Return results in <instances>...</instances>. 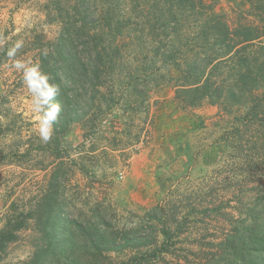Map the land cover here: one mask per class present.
I'll return each instance as SVG.
<instances>
[{
  "label": "rangeland",
  "instance_id": "374dc122",
  "mask_svg": "<svg viewBox=\"0 0 264 264\" xmlns=\"http://www.w3.org/2000/svg\"><path fill=\"white\" fill-rule=\"evenodd\" d=\"M165 1L33 0V35L42 49L52 52L70 28L77 64L68 71L59 61L57 68L77 92L65 131L58 120L47 143L22 105L30 99L25 86L14 85L12 99L2 98L13 106L2 107L11 116L0 131V228L7 214L35 202L56 164L64 162L60 189L74 216L85 221L100 206L104 220L98 226L115 238L98 264H200L262 193V117L246 125L236 118L237 105L227 102L228 111L207 101L183 109L175 99L179 70L172 61L162 64L163 52L174 37L181 40L174 50L180 60L197 46L190 33L177 37L156 20L157 28L148 29V20L161 15L155 4L163 8ZM214 10L231 25L252 21L244 0H216ZM108 21L122 53L102 76L106 85L95 91L88 84L93 35ZM257 94L264 96V87ZM29 223L0 264H22L33 254L38 233Z\"/></svg>",
  "mask_w": 264,
  "mask_h": 264
},
{
  "label": "trees",
  "instance_id": "16d2710c",
  "mask_svg": "<svg viewBox=\"0 0 264 264\" xmlns=\"http://www.w3.org/2000/svg\"><path fill=\"white\" fill-rule=\"evenodd\" d=\"M244 1L248 4L247 13L252 21L231 25L223 13L214 10L216 0L209 3L204 0H166L163 8L155 4L161 15L154 14L153 20H148V29L152 32L157 28L156 20L160 23L159 29L166 31L171 28L177 37L184 32L190 33L195 46L204 50L196 52L195 47L194 53L180 60L174 50L181 49V40L174 37L163 52L162 64L172 61L179 70L175 99L181 108L199 107L210 101L232 111L230 106H226L228 102L237 105V119L241 118L248 125L260 116L263 120L261 126L264 127V96L257 94L264 87V0ZM82 8L77 9L78 13H83ZM185 19L189 20L185 26L178 27ZM105 27L93 35L95 54L88 84L96 88L95 91L100 85H106L102 76L109 67L117 65L116 56L122 53L115 43L117 37L112 32V22L108 21ZM69 31L67 26L55 49L52 52L47 50V57L43 55L45 49L42 46L39 53L42 70L61 87L57 97L62 106L58 119L61 120V133L69 123L68 109L73 105L77 92L63 83L57 68L59 61L68 71L77 64ZM111 35L113 40L108 42ZM167 35L171 37L170 33ZM109 48L113 54L108 52ZM110 97L113 99L112 92ZM58 120L55 131L59 128ZM63 168L64 162L56 164L46 186L29 207L6 215L0 228V258L7 246L18 240V232L29 227L30 220L38 235L33 254L22 264H84L85 259L98 264L105 250L112 248L115 238L112 239L104 226H98L104 220V211L100 206L93 212L98 224L94 217L84 221L74 216L71 204L60 189ZM200 264H264V190L214 250L207 252L205 262Z\"/></svg>",
  "mask_w": 264,
  "mask_h": 264
},
{
  "label": "crops",
  "instance_id": "0c3cea01",
  "mask_svg": "<svg viewBox=\"0 0 264 264\" xmlns=\"http://www.w3.org/2000/svg\"><path fill=\"white\" fill-rule=\"evenodd\" d=\"M34 13L33 0H0V131L7 125L4 121H9L8 119L11 116L10 110H2V107L13 106L12 100L9 101L10 103H7L8 100L5 98L12 99L10 92L14 85L24 86L23 84H19V81L22 80L21 73L12 68V61L6 56L7 49L17 40H22L23 47L17 53V57L24 60L39 61L41 47L33 35L35 33ZM11 83L13 84L11 85ZM27 95L30 97L29 94ZM3 97L5 98L2 99ZM22 105H25L27 112L31 113L30 99H23ZM215 110L212 109L213 112ZM207 111L209 109L203 111L202 114L205 115ZM29 150L27 148L25 153H28ZM9 165H13V163ZM142 166L145 168L146 161Z\"/></svg>",
  "mask_w": 264,
  "mask_h": 264
},
{
  "label": "clouds",
  "instance_id": "9594fccd",
  "mask_svg": "<svg viewBox=\"0 0 264 264\" xmlns=\"http://www.w3.org/2000/svg\"><path fill=\"white\" fill-rule=\"evenodd\" d=\"M22 47L23 41L17 40L7 49L6 56L12 61V68L21 73L22 83L30 96L33 130L42 142L47 143L54 135V126L62 111V106L57 100L61 87L58 83L52 82V77L42 70L38 60L17 57ZM43 55L47 57V50Z\"/></svg>",
  "mask_w": 264,
  "mask_h": 264
}]
</instances>
